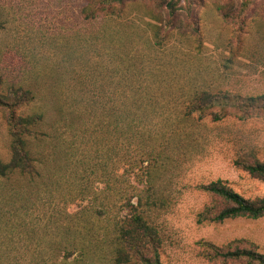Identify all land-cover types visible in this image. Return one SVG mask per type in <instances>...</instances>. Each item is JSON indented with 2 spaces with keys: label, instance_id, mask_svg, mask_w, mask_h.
Masks as SVG:
<instances>
[{
  "label": "rangeland",
  "instance_id": "rangeland-1",
  "mask_svg": "<svg viewBox=\"0 0 264 264\" xmlns=\"http://www.w3.org/2000/svg\"><path fill=\"white\" fill-rule=\"evenodd\" d=\"M89 1L0 0V88L30 92L19 114L43 116L26 139L34 175L0 176V264H113L114 221L146 187L106 159L113 107L154 134L178 131L151 181L160 264H245L210 262L211 245L264 255V218L198 223L224 204L195 190L221 180L264 198V181L235 165L264 162V117L182 118L195 93L264 95V0H180L172 24L165 3L177 0H129L121 16L87 21ZM9 158L0 109V163Z\"/></svg>",
  "mask_w": 264,
  "mask_h": 264
},
{
  "label": "trees",
  "instance_id": "trees-1",
  "mask_svg": "<svg viewBox=\"0 0 264 264\" xmlns=\"http://www.w3.org/2000/svg\"><path fill=\"white\" fill-rule=\"evenodd\" d=\"M129 0H90L82 10L84 20H94L97 14L109 17L122 15L124 4ZM177 1L165 3L167 23L177 22ZM158 19L157 17H154ZM162 31L161 27L157 28ZM158 36V35H155ZM124 70L129 65L118 64ZM4 93L0 88V109L6 114L9 135L10 158L7 163H0V176L5 178L17 173L32 177L35 173L33 157L26 142L27 138L36 135L35 129L40 126L43 116L33 114L23 116L19 109L31 100L30 92L19 88H9ZM182 114L183 119L210 117L212 122L221 121L234 113L240 119L264 117V95L255 98H233L226 94L195 93L188 99ZM124 109V108H122ZM117 108L108 109L105 120H109L107 137H105L106 159L117 165L125 166L126 175L145 179V188L138 190L132 198H128L121 206L124 217H117L113 224L111 242V259L113 264H160L159 249L162 241L155 226L152 214L158 209L152 190V177L161 169L167 168V155L171 137L178 131L164 132L158 135L147 131L142 122ZM235 165L243 169L253 178L264 181V162L252 160L235 161ZM195 190L205 193L224 204L219 210L213 206L205 207L198 214V223H221L226 219L247 218L256 220L264 218V198L249 200L229 189L221 180L208 184H198ZM135 198L133 204L131 199ZM205 257L210 262L226 263L243 261L245 264H264V255L252 249H231V247L208 246Z\"/></svg>",
  "mask_w": 264,
  "mask_h": 264
}]
</instances>
